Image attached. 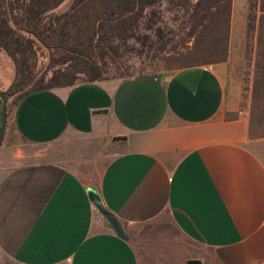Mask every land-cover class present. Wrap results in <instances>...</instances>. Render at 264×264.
Listing matches in <instances>:
<instances>
[{"label":"crops","instance_id":"obj_1","mask_svg":"<svg viewBox=\"0 0 264 264\" xmlns=\"http://www.w3.org/2000/svg\"><path fill=\"white\" fill-rule=\"evenodd\" d=\"M15 75L0 50V90ZM225 79L221 63L196 65L13 104L0 146V264H264V137L250 136L243 111L231 115Z\"/></svg>","mask_w":264,"mask_h":264},{"label":"trees","instance_id":"obj_2","mask_svg":"<svg viewBox=\"0 0 264 264\" xmlns=\"http://www.w3.org/2000/svg\"><path fill=\"white\" fill-rule=\"evenodd\" d=\"M66 1L0 0V50L10 56L16 70L6 90L8 111L33 91L100 81L112 71L113 77H133L130 55L134 51L142 55L146 47L155 46L151 36L141 34L139 27L146 17L153 20L160 15L158 8L164 0H71L59 11ZM247 1V40L255 55L253 75L246 79L251 98L250 136L264 137V128L253 134L255 125L264 127V0ZM168 2L186 10L180 38L183 43L193 41L189 48L192 55L181 68L226 61L233 0ZM156 31V43L162 50L174 51L180 44V40L165 39L160 28ZM42 56L47 62L40 63ZM1 108L0 99V125Z\"/></svg>","mask_w":264,"mask_h":264},{"label":"rangeland","instance_id":"obj_3","mask_svg":"<svg viewBox=\"0 0 264 264\" xmlns=\"http://www.w3.org/2000/svg\"><path fill=\"white\" fill-rule=\"evenodd\" d=\"M70 3L71 0H67L59 11L66 9ZM236 8L239 12L235 10V13L234 11L232 13L229 55L226 61L221 62V64L225 67L228 95L231 100L235 99L237 101L239 108L238 112H233L231 115L243 111L250 117L251 98L246 90V79L250 73L251 76L253 75V67L251 65H253L255 55L252 51L251 43L247 40V5L244 8L245 10L247 9L246 13H242L243 5L238 4V2ZM158 10H160V17H154L153 20H150V17H146L140 24L139 32L151 36L152 39H150L153 40V43L155 42V46L152 49H146V47L142 55H138L135 51L130 55L129 63L132 64L131 70H133L134 76L141 74L161 75L172 72L186 64L189 61V56L192 55L189 48L193 46V41L183 43L180 38V35L184 34L183 28L187 20L186 10L180 4L169 3L168 0H164ZM156 19H158L157 23H154V26L151 27ZM157 28L164 32L165 39L174 38L180 40V44L174 51L162 50L161 44L156 43L158 41ZM137 45L139 46L140 44L137 43ZM41 62H47V58L45 56L40 57ZM140 68L144 69V73H139ZM114 75L115 72L112 71L106 79L119 78L113 77ZM263 128L260 125H255L253 134L261 133Z\"/></svg>","mask_w":264,"mask_h":264},{"label":"water","instance_id":"obj_4","mask_svg":"<svg viewBox=\"0 0 264 264\" xmlns=\"http://www.w3.org/2000/svg\"><path fill=\"white\" fill-rule=\"evenodd\" d=\"M0 99L2 100V108H1V125H0V146L2 144V140L4 138V135L7 130L8 125V102H9V96L6 93L5 90H0ZM89 194L91 199L94 201L97 208L100 210V212L106 216L108 221L113 226L114 230L117 232L118 235H120L122 238H128V235L126 234L120 220L118 217L112 213L110 210H108L102 203L101 198L96 190L93 188L89 189ZM187 264H202V261L199 259H189L187 261Z\"/></svg>","mask_w":264,"mask_h":264},{"label":"built area","instance_id":"obj_5","mask_svg":"<svg viewBox=\"0 0 264 264\" xmlns=\"http://www.w3.org/2000/svg\"><path fill=\"white\" fill-rule=\"evenodd\" d=\"M210 67H211V65H210Z\"/></svg>","mask_w":264,"mask_h":264}]
</instances>
